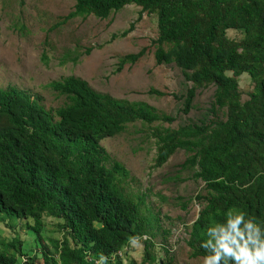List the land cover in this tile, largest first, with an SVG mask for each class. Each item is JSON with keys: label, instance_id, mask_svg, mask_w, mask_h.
Segmentation results:
<instances>
[{"label": "trees", "instance_id": "1", "mask_svg": "<svg viewBox=\"0 0 264 264\" xmlns=\"http://www.w3.org/2000/svg\"><path fill=\"white\" fill-rule=\"evenodd\" d=\"M73 1L63 22L89 15L105 19L130 4L140 7V16L154 14L157 36L150 42L155 63L174 64L186 82L182 93H173L181 102L179 111L193 108L198 88L214 86L212 99L197 121L172 128L159 123L172 122L173 115L143 100L99 92L74 75L47 82L64 98L56 108H47L37 94L14 84L0 86V221L19 223L38 246L28 254L18 235H0V264L157 261L153 237L161 232L165 240L169 230L163 229L159 213L146 206L145 194L133 199L124 192L119 176L126 178L129 172L101 144L136 121L158 123L150 132L156 143L153 167L183 149L186 179L203 182V192L193 196L201 208L185 240L191 256L207 254L201 245L209 239L208 229L225 226L230 213L242 212L264 234V0ZM133 26L110 39L124 37ZM47 43L43 41L45 47ZM93 47H84L83 54ZM146 49L119 55L116 71L134 64ZM80 55H65L59 63L68 58L77 62ZM41 58L48 62L46 49ZM241 75L252 83L245 99ZM148 92L165 94L155 88ZM45 217L53 219L60 238L43 235ZM132 241L143 244L141 262L127 258Z\"/></svg>", "mask_w": 264, "mask_h": 264}, {"label": "rangeland", "instance_id": "2", "mask_svg": "<svg viewBox=\"0 0 264 264\" xmlns=\"http://www.w3.org/2000/svg\"><path fill=\"white\" fill-rule=\"evenodd\" d=\"M73 5V0H0V86L14 84L37 94L47 108H56L64 98L47 87V82L74 75L87 80L99 92L128 100H143L174 116L172 122L159 123V127L174 128L184 122L197 121L206 113L214 91L212 85L196 90L194 106L188 113L179 111L181 102L173 97V93H182L186 82L174 64L155 63L150 42L157 36L154 14L143 12L140 16V7L130 4L105 19L89 15L63 22V16L73 9ZM131 23L134 26L124 37L110 39L113 33L129 28ZM229 34L236 32L229 31ZM44 40L48 42L47 47L43 45ZM87 46L94 47L90 53L83 54ZM142 47L147 49L139 60L116 71L119 55L138 52ZM44 49L49 56L47 63L41 58ZM76 51L81 53L77 62L67 56L64 63H59L63 56H72ZM239 85L245 99L252 83L246 75H241ZM150 88L165 94L149 93ZM156 124L130 123L123 132L102 140L101 144L111 159L121 162L129 172L126 178L119 176L124 192L133 199L145 194L146 206L153 213H159L163 229L169 230L165 240H162L161 232L153 237L156 243L153 251L157 255L154 264H202L203 257L191 256L185 240L188 226L201 208L193 196L203 192V182L186 179L187 170L181 167L186 157L183 149H177L162 166H152L156 143L150 132ZM185 201L188 203L183 209L181 204ZM142 208L145 212L144 205ZM45 220L43 235L60 238L61 233L51 224L53 219L45 217ZM0 235L6 239L18 235L23 249L29 250L28 254L38 250L33 234L19 223L10 226L0 221ZM129 257L141 262V242L130 243Z\"/></svg>", "mask_w": 264, "mask_h": 264}, {"label": "clouds", "instance_id": "3", "mask_svg": "<svg viewBox=\"0 0 264 264\" xmlns=\"http://www.w3.org/2000/svg\"><path fill=\"white\" fill-rule=\"evenodd\" d=\"M207 236L201 245L207 252L202 264H264V234L242 212L230 213L227 224L208 229Z\"/></svg>", "mask_w": 264, "mask_h": 264}]
</instances>
